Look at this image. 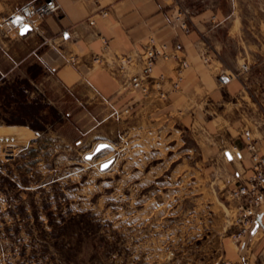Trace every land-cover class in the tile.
Here are the masks:
<instances>
[{
  "label": "rangeland",
  "instance_id": "1",
  "mask_svg": "<svg viewBox=\"0 0 264 264\" xmlns=\"http://www.w3.org/2000/svg\"><path fill=\"white\" fill-rule=\"evenodd\" d=\"M183 1L191 31V17L211 0ZM255 1L236 0L234 6L221 0L222 8L243 16L238 27L249 40L261 27L256 16L264 17ZM200 58L211 68L209 53ZM107 66L121 75V91L131 88L134 65L115 60ZM27 79L21 88L29 101L37 100L35 107L22 111L0 99L2 147L14 152L0 154V264H222L223 258L211 260V226L222 210L234 225L232 241L243 237H233L242 202L230 192L247 179L231 186L211 182V133L203 123L193 126L177 115L151 120L135 114L128 101L96 100L87 86L66 89ZM192 109L188 105L184 115ZM14 116L25 124L8 131L5 120ZM100 143L108 147L95 152ZM106 161L112 162L100 169Z\"/></svg>",
  "mask_w": 264,
  "mask_h": 264
},
{
  "label": "crops",
  "instance_id": "2",
  "mask_svg": "<svg viewBox=\"0 0 264 264\" xmlns=\"http://www.w3.org/2000/svg\"><path fill=\"white\" fill-rule=\"evenodd\" d=\"M26 1L29 0H0V18ZM54 1L59 10L32 18L27 32L20 36L0 33V84L27 77L38 84L48 81V85L66 89L87 86L94 91L96 100L112 99L118 104L128 101L133 104L132 111L142 112L144 118L166 120L177 115L193 126L203 123L211 133L206 147L211 150V182L231 186L250 176L255 159L245 144V130L255 142L256 159L264 157V17L256 16L261 27L251 41L243 26L238 27L245 22L243 16L233 7L222 8L221 0H211L210 5L191 17L189 33L172 23L177 5H184L183 0ZM229 1L236 5V0ZM254 3L264 8V0ZM63 31L70 32V39L61 40ZM149 36L166 44L169 55L159 58L153 70L154 76L166 77L161 84L164 97L155 88L148 95L131 88L121 91L124 85L120 74L107 66H115L119 55L142 51ZM232 48L236 50L235 57H230ZM249 51L256 57L246 61L240 58ZM203 52L211 55V68L202 63ZM181 62L188 66L182 72L179 89L172 90L173 71ZM243 62L247 71L224 87L217 85V72L239 70ZM32 65L41 69L36 78L29 75ZM188 105L193 109L184 115ZM19 127L23 126L7 125L5 129ZM232 149L236 150L234 156ZM232 208L235 210V206ZM225 214L220 210L218 223L214 218L211 226V260L264 264V200L256 220L237 242L229 236L234 225Z\"/></svg>",
  "mask_w": 264,
  "mask_h": 264
},
{
  "label": "built area",
  "instance_id": "3",
  "mask_svg": "<svg viewBox=\"0 0 264 264\" xmlns=\"http://www.w3.org/2000/svg\"><path fill=\"white\" fill-rule=\"evenodd\" d=\"M176 16L173 20V25L180 28L183 32H190L189 26V11L183 4L177 5ZM60 6L54 0H29L22 3L11 14L0 18V33L3 36L16 33L20 34V30L26 25L31 28L32 18H41L44 16L55 14ZM19 18V20H17ZM70 32L63 31L61 33V40L70 39ZM20 36V35H19ZM169 55L166 52V44L158 43L156 40L149 36L146 45L142 51H136L132 54L119 55L117 61L121 65L129 64L137 68V72L129 82L128 86L137 89L143 95H148L151 86H155L159 90L160 96H164L161 91V84L165 81V76L160 74L154 76L152 74L153 67L158 58H167ZM99 61L98 58H96ZM208 56H203V61L207 63ZM185 62H181L176 69H174V79L171 82V88H177L181 81L180 71L185 67ZM248 70L247 64H242L239 70H220L216 76V82L219 87L226 86L232 80L237 79L241 72ZM247 145L250 152L253 153L255 163L253 164L252 174L243 183L238 184L230 192V195L239 199L242 203L240 209L242 210L240 216V230L237 234L233 235L234 239H240L250 229L252 223L258 216L259 209L264 200V157L256 159V146L253 137L246 130L245 131ZM0 154L5 157H14L13 150L3 148L0 139ZM222 264H231L227 260L222 261Z\"/></svg>",
  "mask_w": 264,
  "mask_h": 264
},
{
  "label": "trees",
  "instance_id": "4",
  "mask_svg": "<svg viewBox=\"0 0 264 264\" xmlns=\"http://www.w3.org/2000/svg\"><path fill=\"white\" fill-rule=\"evenodd\" d=\"M28 71H29V75L33 78H36L41 73V69L37 65L30 66ZM25 79L27 78H16V79H13L12 81H5L4 83L0 84V99H4L3 104H7V103L18 104V106L16 107H19V109L21 108L22 111H24L23 109L26 110L27 108H30V107L33 108L35 107L34 106L35 104H38L37 100L29 101L27 99V96L25 95L24 89L21 88V84L25 83ZM25 102L28 104H26ZM31 113L35 114L34 110L31 111ZM5 122L9 125H24L25 124V122L21 120V116H14L13 118H10L9 120H5ZM28 125L33 129L38 128V126L33 123L31 124L29 123Z\"/></svg>",
  "mask_w": 264,
  "mask_h": 264
},
{
  "label": "water",
  "instance_id": "5",
  "mask_svg": "<svg viewBox=\"0 0 264 264\" xmlns=\"http://www.w3.org/2000/svg\"><path fill=\"white\" fill-rule=\"evenodd\" d=\"M25 27H27L28 30L30 29V26H28V25H26ZM25 27H24V28H25ZM24 28H22V29L20 30V33H21V34H22ZM23 33H25V32H23ZM100 145H106V144H105V143H100V144H98V145L96 146V148H95V152H97L96 149H97ZM88 157H92V154H88V155H86V158H88ZM111 162H112V161H106V162L102 163V164L100 165V169H105V167H103V165L107 164V165L109 166V165L111 164Z\"/></svg>",
  "mask_w": 264,
  "mask_h": 264
},
{
  "label": "snow or ice",
  "instance_id": "6",
  "mask_svg": "<svg viewBox=\"0 0 264 264\" xmlns=\"http://www.w3.org/2000/svg\"><path fill=\"white\" fill-rule=\"evenodd\" d=\"M17 20H19V18H17ZM27 31H28V28L25 27V28L23 29V32H27ZM23 32H22V34H23ZM106 147H108V146H107V145H100V146L96 149V151L99 152V151H101L103 148H106ZM88 158L91 159V157H88ZM229 158H231V157H229ZM103 167L107 168L108 165L105 164V165H103Z\"/></svg>",
  "mask_w": 264,
  "mask_h": 264
},
{
  "label": "bare ground",
  "instance_id": "7",
  "mask_svg": "<svg viewBox=\"0 0 264 264\" xmlns=\"http://www.w3.org/2000/svg\"><path fill=\"white\" fill-rule=\"evenodd\" d=\"M263 127H264V122H263Z\"/></svg>",
  "mask_w": 264,
  "mask_h": 264
}]
</instances>
